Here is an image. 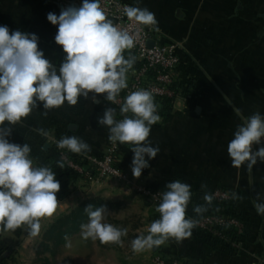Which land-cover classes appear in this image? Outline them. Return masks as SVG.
I'll use <instances>...</instances> for the list:
<instances>
[{
	"label": "crops",
	"instance_id": "crops-1",
	"mask_svg": "<svg viewBox=\"0 0 264 264\" xmlns=\"http://www.w3.org/2000/svg\"><path fill=\"white\" fill-rule=\"evenodd\" d=\"M133 3L147 22L156 19H152L150 10L144 13L140 7H159L160 26L156 27L165 40L159 41L180 43L185 55L173 85L177 96L172 111L165 117H151L137 149L121 145L116 167L152 190L178 178L201 194H230L232 190L244 198L248 196L252 163L255 190L251 195L256 198L255 214L264 220V151L251 161L247 158L244 124L252 120L259 129L261 124L264 127V0ZM232 5L239 6V12L225 10ZM172 7L177 9L176 16ZM249 10L252 14L247 13ZM86 28L80 20L60 19L55 0H0V111L4 105L15 106V151L31 149L36 163L53 153L55 142L72 145L97 158L120 128L118 114L105 91L108 86L124 87L129 83L128 56L97 45L94 33ZM260 131L264 135V128ZM89 135L97 139L92 142ZM232 135H239L237 147L232 145ZM1 147L0 186L9 160ZM141 155L143 159L138 161ZM124 161L129 165L124 166ZM85 187L69 193L61 202L66 203L65 211L78 198L96 195L92 197L104 204L100 212L106 213L111 199L124 195L119 189L124 188L111 178ZM146 206L144 213L151 209L149 203ZM186 208L178 205L177 212L167 214L159 228L174 227L176 231ZM261 221L256 229L264 226ZM148 222L141 226H150ZM139 225L137 229H141ZM151 226L158 229L157 223ZM153 240V236H147L133 243L121 241L125 246L130 244L136 255L121 264H154L160 245ZM94 243L99 247L98 240ZM90 252L81 256V264H119L117 260L92 257ZM163 255L160 257L165 259Z\"/></svg>",
	"mask_w": 264,
	"mask_h": 264
},
{
	"label": "rangeland",
	"instance_id": "rangeland-1",
	"mask_svg": "<svg viewBox=\"0 0 264 264\" xmlns=\"http://www.w3.org/2000/svg\"><path fill=\"white\" fill-rule=\"evenodd\" d=\"M140 10L144 13L150 10L151 15H154L152 19H156V22L149 21V24L151 25L156 36L159 39L162 38L164 40L162 33L159 32L156 27L157 25L160 26V22H158V20L161 19L158 18V15L160 14V8L156 6L152 8L141 6ZM176 10V7L171 8V12H173V15L175 14V16ZM225 10L239 12V6L235 8L232 5V7L225 8ZM247 13L252 14V10H249V12ZM171 43H174V41ZM16 117L17 113L14 105H4L3 109L0 111V146H2L1 148L6 149L5 153L9 156V160L7 163L8 169L6 171V175H4L3 177L4 179L2 180V183L5 184V182H10L12 179H14V176L11 175L20 174V176H22L24 180H28L32 185L40 188L43 193L53 199L55 195L49 188L44 185L42 177L37 174L35 164L36 162L34 160L33 162L32 158H29V154L33 151L31 149H29V151L25 150V154L23 153V155L21 154V151H15V149L17 148L15 146L17 133L15 129L17 127ZM241 124L242 126L245 124L247 128V158L249 160L255 159L259 151L260 153L261 150L264 151V135L252 120H246L244 121V124ZM238 136L239 135H232L233 146L240 144ZM88 137L91 138L90 141L92 140V142L97 139V137L93 135H89ZM114 137H116V135L111 136L107 140V148H105L104 151H101L97 155V158H101L108 153V150L111 147L110 143ZM7 145L10 146V148L8 147L7 149ZM82 154L89 159L96 158V156H91L84 152ZM116 155L117 152L114 154L115 160ZM142 157V155L139 156L137 160H142ZM127 164L129 165L127 161H124V166ZM249 167L252 170L254 166H252V163H249ZM118 170L121 174L126 175L122 173L121 169ZM251 170H249L248 172L249 176L246 189L248 196L243 199V204L248 208L247 211L251 216V222L254 224L256 222L257 224L260 223L261 220L255 214V200L252 198L250 200L249 198L255 196L251 195V192L255 190V171L254 169L252 171ZM126 177V182L117 181L118 184L124 188V190H122L121 187L119 188L120 191L124 193V195H121L122 197L120 199L112 198L111 202H109L110 207L108 208L106 213H97L96 215L88 219L85 223H83L79 229L71 232L70 234L60 236V238L56 236V233L52 235L49 234V230L52 228V226H54L56 222L64 215L68 214L72 209L76 208L81 202L90 199H98L92 197L96 195H86L83 199L78 198L76 204L67 211H65L64 209L66 203H61L63 200L58 201L52 207L43 210L41 214H39L38 212L39 209L35 208L32 205L28 206L23 201L17 200L16 198H13L11 196L4 198L3 203L7 207H10L11 209H14L18 212L26 213L30 215L31 218L28 225L21 227V230L23 232L18 237L9 225L3 224V215L0 213V243L6 247H9V250H7V252H4V255L7 257L9 255L12 256L8 264H81V256L86 254L90 250L93 251L90 252L92 253V257L98 256L100 257L99 259L103 261L117 260L119 264H121L122 262H124V260L129 259L128 261H130V258L136 257L131 245L129 244L128 246H125L124 244H121V241H130L133 243L137 242L139 239L146 238L147 236H153V243L160 245V247L155 251L156 253L154 252V264H156V258H160L166 263L180 264L175 260L166 261V259L171 260L177 255L183 258H187L189 260V264H264V226H262L260 229L259 227L258 229L255 228L257 241L255 243L256 245H252V249H245L241 245L237 244H234L235 246L233 245L241 252L236 253V255L233 254V260H231L230 258L224 257V255H220L215 251H209L204 245L198 243L192 238L183 237L181 234H177L176 231H174V229H176L174 227L160 229L159 227L161 226V223L165 221L167 215L165 216L162 212L158 211L156 204H154L150 199L144 197L141 194L142 191L152 192L153 190L144 187L142 182H137L138 180H131L127 175ZM92 180L94 183L90 182V180H88L87 178L69 180L68 186L70 193L74 194L76 192H79L80 189L86 188V184L91 183L92 185L103 181H96L95 178ZM132 193L138 196L135 197ZM211 195L212 193L209 192L205 194L202 193L196 200H199L201 205L205 206ZM226 197V199L221 200H233L234 198H236L237 200H235L238 201L239 198V200H241L242 198L239 194L237 195V193L232 190L230 191V194L226 195ZM148 203L150 204L151 209H149V211H145L144 213L142 209L143 207H147L146 204ZM112 205L115 206L112 207ZM261 205L264 206L262 202ZM177 208V206H173L172 210H167L166 214L173 215L174 211L177 212ZM178 213L182 214V212ZM143 214H145V216H143ZM183 215L185 216V218L190 220L189 222L193 226L201 229L209 230L212 226L219 225V223L213 221L214 219H212L213 223L211 225H209V223L205 221L201 223L203 219L208 220L217 217L207 216L200 221H195L187 216L185 214V211L183 212ZM140 216H142L141 221H139L138 218ZM218 218L223 219L219 216ZM143 219H145L147 222L149 220L148 223H150V226L146 228L144 226H141L143 222H145V224L147 223L145 220L143 221ZM228 220L230 222L236 223L234 227L238 229V231L240 229H243L242 224L232 219H227V221ZM194 221L198 225L194 224ZM262 221L264 222V220ZM151 223H157L156 227H158V229L155 228V226H151ZM138 225L141 226V229L136 228ZM252 232L254 233V230ZM254 235L255 233L253 234V236ZM96 240H98L99 247L95 246L94 241ZM95 250H98V253H96ZM163 253L166 254L165 259L160 257L163 255Z\"/></svg>",
	"mask_w": 264,
	"mask_h": 264
},
{
	"label": "built area",
	"instance_id": "built-area-1",
	"mask_svg": "<svg viewBox=\"0 0 264 264\" xmlns=\"http://www.w3.org/2000/svg\"><path fill=\"white\" fill-rule=\"evenodd\" d=\"M60 19L80 20L81 23L95 30L94 43L104 48H115L124 52L129 59V83L124 87L108 86L105 94L107 101L117 114L131 110H141L156 113L160 98L177 96L173 85L177 82L180 59L185 55L180 43H161L151 25L143 19L134 7L133 0H55ZM98 41L101 44H98ZM153 46L149 47L148 42ZM119 127L124 125V119L118 120ZM108 153L101 158L85 159L79 149L72 145L55 142L54 151L60 160L70 169L78 171L84 178L96 181L115 179L126 182L127 177L119 172L114 165V154L119 151L121 144L114 137ZM86 160L87 170H82L72 159ZM141 194L150 199L156 206L172 210L173 205L168 200L187 197V191L182 188L168 192H146ZM226 192H217L213 197L226 199ZM234 226L236 223L227 219L211 218L203 221L209 225ZM222 223V224H221ZM194 224L198 225L195 221ZM156 264L166 263L156 258Z\"/></svg>",
	"mask_w": 264,
	"mask_h": 264
},
{
	"label": "trees",
	"instance_id": "trees-1",
	"mask_svg": "<svg viewBox=\"0 0 264 264\" xmlns=\"http://www.w3.org/2000/svg\"><path fill=\"white\" fill-rule=\"evenodd\" d=\"M173 101V98H160L156 113L153 114V116H167L172 111ZM148 116H150V113L141 110H131L120 115L118 114V120L123 118L124 125L135 126ZM15 129L17 132V127ZM23 153L25 154V151L21 154L23 155ZM29 158H34L33 153L29 154ZM71 159L72 162L77 163L83 171L88 169L84 160L74 158ZM36 169L37 174L42 177L44 185L55 195L53 199L43 193L40 188L32 185L28 180H24L20 174L11 175L14 176V179L10 182H5V184L1 182L0 213L3 215L2 221L4 225H9L18 237L23 232L21 227L28 225L30 222V215L7 207L3 203L4 198L11 196L17 200L23 201L26 205H32L39 209L38 212L41 214L43 210L52 207L55 203L64 200L69 195V180L82 178V174H79L67 167L60 160L59 155L55 151H53L51 155L46 156L40 162H37ZM176 188H182L187 191V197L176 200L169 199L167 203L172 204L175 207H178L180 204H184L185 207H188L185 210V214L192 218V220L200 221L207 216H219L235 220L243 226V229H240L239 231L234 226L230 225L212 226L209 230L201 229L193 226L189 222L190 220L185 218L183 215L184 218L177 222L178 224H181L176 230L177 234H181L183 237L192 238L198 243L204 245L209 251H215L218 254L224 255V257L230 259L233 258V254L236 255V253L241 252L234 247L236 244L241 245L245 249H252V245H256V222L255 224L251 222V216L247 211L248 208L243 204V199L245 197H242L241 200H239V198L238 201H236V198L233 200H221L209 197L207 204L203 206L199 200H196L201 193L190 188L178 178H174L170 182L160 184L153 191L168 192L169 190ZM249 198L250 200L251 198L254 199L253 197ZM103 206V202L99 199H90L81 202L76 208L72 209L68 214L60 218L49 230V234L52 235L56 233V236L60 238V236L76 231L88 219L99 213ZM107 207H110V205L107 204ZM157 210L167 215V209L165 207L157 206ZM253 230L255 233L254 236V233L252 232ZM7 250H9V247L0 243V264H8L9 260H11V255L8 257L4 255V252H7ZM173 260L179 262L180 264H189V260L187 258L175 256L174 259H166V261Z\"/></svg>",
	"mask_w": 264,
	"mask_h": 264
},
{
	"label": "water",
	"instance_id": "water-1",
	"mask_svg": "<svg viewBox=\"0 0 264 264\" xmlns=\"http://www.w3.org/2000/svg\"><path fill=\"white\" fill-rule=\"evenodd\" d=\"M89 32L95 33V30L92 28L87 27L86 28ZM98 44H101L100 41H98ZM148 46L152 47L153 42H148ZM151 120V117L148 116L144 120H142L140 123H138L135 126H121L117 132L116 139L117 141L127 148L131 149H137L144 137L145 131L148 127V124ZM263 125H260V129H263ZM46 149V147H45ZM178 218V217H177Z\"/></svg>",
	"mask_w": 264,
	"mask_h": 264
}]
</instances>
